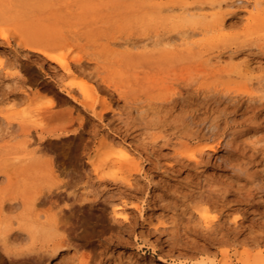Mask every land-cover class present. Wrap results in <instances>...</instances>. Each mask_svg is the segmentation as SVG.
Segmentation results:
<instances>
[{"label": "rangeland", "instance_id": "obj_1", "mask_svg": "<svg viewBox=\"0 0 264 264\" xmlns=\"http://www.w3.org/2000/svg\"><path fill=\"white\" fill-rule=\"evenodd\" d=\"M83 1L0 0V264H264V0Z\"/></svg>", "mask_w": 264, "mask_h": 264}, {"label": "bare ground", "instance_id": "obj_2", "mask_svg": "<svg viewBox=\"0 0 264 264\" xmlns=\"http://www.w3.org/2000/svg\"><path fill=\"white\" fill-rule=\"evenodd\" d=\"M84 1H86V0H84ZM84 1L83 2H81V4H84ZM236 1V2H235ZM235 1H232L231 2V4L230 5H232L233 6V4L235 3V4H240V5H246L247 6V0H235ZM118 2V1H117ZM85 3H87V1L85 2ZM96 3H98V2H96V0H95V4ZM100 3V2H99ZM113 3V2H112ZM91 4V3H90ZM89 4V5H90ZM95 4H93V5H95ZM147 4V3H146ZM85 5V4H84ZM87 5V4H86ZM85 5V6H86ZM102 5V4H101ZM106 5V4H105ZM135 6H137V5H135ZM145 6V5H144ZM237 6V5H236ZM81 7V6H80ZM94 6H92V8H93ZM106 7V6H105ZM84 8H88L87 6L86 7H84ZM91 8V7H90ZM81 9V8H80ZM152 11V10H151ZM37 13H40V12H37ZM75 14V13H74ZM128 14V13H127ZM39 15V14H38ZM41 15H42V13H41ZM88 16V15H87ZM86 16V17H87ZM41 17V16H40ZM46 17V16H45ZM83 19H85V18H83ZM82 20V19H81ZM40 21V20H39ZM44 20L42 19V22H43ZM53 22V21H52ZM56 22V21H55ZM45 23V22H44ZM40 24H41V21L39 22V25H38V22H37V26H40ZM46 24V23H45ZM50 24V23H49ZM52 24V23H51ZM55 23H53L52 24V26L54 25ZM34 25V24H33ZM44 25V24H43ZM47 26H49V25H47ZM47 26H45L46 28H48ZM225 26V25H224ZM49 27H51V26H49ZM56 28V27H55ZM57 29H59V28H57ZM30 30H33V29H30ZM47 30H50V29H47ZM51 30H54V27H53V29H51ZM30 33V32H29ZM34 33H35V30H34ZM50 33V32H49ZM30 34H33V31L30 33ZM29 34V37H32L33 35H30ZM40 35H41V33H39ZM57 34V33H56ZM55 34V35H56ZM53 35V34H52ZM96 35V34H95ZM103 35V34H102ZM1 36L2 37H4V38H8V35L6 34V33H1ZM34 36H36V35H34ZM33 36V37H34ZM39 36V35H38ZM46 36H48V35H46ZM49 37V36H48ZM47 37V38H48ZM39 38H41V39H43L41 36L39 37ZM38 38V39H39ZM47 38H45V39H47ZM93 38V37H92ZM14 39H15V41H16V43L17 44H21L22 43V39L18 36V35H16L15 37H14ZM30 39V38H29ZM31 39H33V38H31ZM31 39H30V41H31ZM67 39V38H66ZM124 39H127V38H124ZM124 39H123V41H124ZM37 40V39H36ZM130 40H131V38H130ZM136 40V39H135ZM138 40V39H137ZM40 41V40H39ZM39 41L37 42V44L39 43ZM64 41H66V40H64ZM63 41V42H64ZM122 41V42H123ZM139 41V40H138ZM33 41H31V43H32ZM44 42V41H43ZM45 42H46V40H45ZM48 43V42H47ZM116 43V42H115ZM117 43H119V42H117ZM116 43V44H117ZM125 45H127V46H132L133 48L135 47V48H137V45H136V43H134V42H131V41H128V40H126V41H124L123 42ZM36 44V43H35ZM40 45H41V42L39 43ZM44 44V43H43ZM42 44V47L44 46ZM50 43H48V45H49ZM64 44H65V42H64ZM119 44H121V42L119 43ZM123 44V45H124ZM32 45V44H31ZM30 45V48H35L34 46H31ZM33 45H34V43H33ZM39 45V46H40ZM47 45V44H46ZM52 45H54V44H52ZM60 45V44H59ZM143 46H144V44H143ZM143 46H141V48L143 47ZM29 47V46H28ZM37 47H38V45H37ZM41 47V46H40ZM147 47V46H146ZM139 48H140V46H139ZM36 49H38V48H36ZM45 49V48H44ZM143 49V48H142ZM144 49H146V48H144ZM39 50V49H38ZM41 50V49H40ZM39 50V51H40ZM134 50V49H133ZM151 51V50H150ZM123 52V51H122ZM122 52H120V54L122 53ZM41 53L45 56V57H47V58H49V59H58L59 60V65L61 66V68H63V69H65V77H67L68 79H70L69 80V82L67 83L70 87H71V89H72V86H75V87H77V88H79L80 90H81V92H82V94L85 96V97H92V94H93V92L95 93V100H97V101H102L103 102V104L107 107V108H109L110 110H113V102L115 101V99H114V94L115 93H117L118 95H119V98L121 97V98H124V96L121 94V92H119V89H118V87L115 85V83L114 82H112L111 80H104V85L106 86V90H107V92H108V95H105V94H103V95H101L100 94V92H99V89L97 88V87H94V84H92V83H89L90 81H86V80H84L82 77H80V79H77V80H75V81H71L72 79H71V77L72 76H74V75H76V72L74 71V69H72L71 67L72 66H69L68 64H66V57L65 56H63V55H59V56H57V55H54V53H50L49 51H46V49L45 50H41ZM124 54H127V53H125V52H123ZM128 53H129V51H128ZM147 53V52H146ZM157 53V52H156ZM158 53H159V51H158ZM157 53V54H158ZM4 54V53H3ZM79 53H77V55H78ZM119 54V55H120ZM172 54V53H171ZM173 54H175V53H173ZM179 54V53H178ZM1 55H2V53H1ZM5 55H6V53H5ZM87 55V54H86ZM169 56H170V53L168 54ZM167 55V56H168ZM176 55V54H175ZM159 56V55H158ZM164 56H165V54H164ZM94 57V56H93ZM131 57H132V52H131ZM1 58H2V56H1ZM0 58V66L3 64L4 66L7 64H5L4 62H8V61H5L6 59H4V58H7V57H4L3 56V59H1ZM72 59V63L74 64V67H76V68H78L79 67V65H81V56H74V57H71ZM95 58V57H94ZM128 58H126L125 60H127ZM129 61V60H128ZM131 61V60H130ZM138 61V60H137ZM136 61V62H137ZM141 61V60H140ZM144 61V60H143ZM146 61V60H145ZM133 62V61H132ZM151 62V61H150ZM161 62H163V61H161ZM83 63V62H82ZM127 63V62H126ZM147 63H149V62H147ZM146 63V64H147ZM130 64V63H129ZM78 66V67H77ZM79 69V68H78ZM189 69V68H188ZM47 70V69H46ZM81 70V69H80ZM83 70V69H82ZM44 71V70H43ZM85 71V70H84ZM47 72V71H46ZM45 72V73H46ZM48 73V72H47ZM83 73V72H82ZM53 74V73H52ZM56 74H58V73H56ZM90 75H92V74H90ZM187 75V74H186ZM62 76H64V75H62ZM79 76V75H78ZM86 77V76H85ZM95 78V77H94ZM62 78L61 77H59V74L58 75H55V80H58V83H59V81L61 80ZM64 79V78H63ZM97 80H99L98 79V77L96 78ZM95 79V80H96ZM168 80V79H167ZM61 82V81H60ZM189 82H191V80L189 81ZM174 83V82H173ZM188 85H189V83H188ZM181 87V86H180ZM182 88V87H181ZM174 89V91H175V89H176V87H174L173 88ZM177 92V91H176ZM181 94V93H180ZM183 95V94H182ZM119 98H118V101H119ZM171 98V97H170ZM113 99H114V101H113ZM172 100H174L173 98H171ZM168 100V99H167ZM169 101H170V99H169ZM94 104V103H93ZM118 104V103H117ZM116 109V108H115ZM63 121V120H62ZM64 122V121H63ZM67 122H69V121H67ZM67 122H65V123H67ZM72 122V121H71ZM70 122V123H71ZM62 123V122H61ZM69 124V123H68ZM68 126V125H67ZM73 126V125H72ZM66 129V128H65ZM71 129H73V128H71ZM71 129H69V130H71ZM74 131V130H73ZM54 132V131H53ZM61 132V131H60ZM66 132V131H65ZM54 133H56V132H54ZM67 133V132H66ZM72 133V132H71ZM113 161V160H112ZM121 161V160H120ZM97 162V161H96ZM99 162V161H98ZM112 163V162H111ZM110 163V164H111ZM94 164V163H93ZM99 164V163H98ZM103 164V163H102ZM100 165V164H99ZM113 165V164H112ZM119 165V164H118ZM96 166V165H95ZM98 166V165H97ZM120 166V165H119ZM122 166V165H121ZM96 169H98L99 168V166L98 167H95ZM121 168V167H120ZM121 170H123V169H121ZM126 178V177H125ZM129 179V178H128ZM129 181H132V180H129ZM129 183H131V182H129ZM32 205H33V203H32ZM123 206H118L117 207V209H116V213H118L119 215H121V216H125L126 217V210H122L121 208H122ZM121 209V210H120ZM27 220H28V222H29V224H28V226H29V231H28V233H29V235H30V237L32 238V239H36L40 234H44V238H43V240H46V239H48V236L46 235V232H45V230L42 228V225H38V224H35L34 223V221L31 219V218H27ZM64 250V249H63ZM61 253V250L59 249V248H56V249H54L53 250V253H52V255H51V258H54V257H57L59 254ZM161 260H162V262L163 263H166V264H173V262L172 261H170V260H168V259H165L164 257H161Z\"/></svg>", "mask_w": 264, "mask_h": 264}]
</instances>
